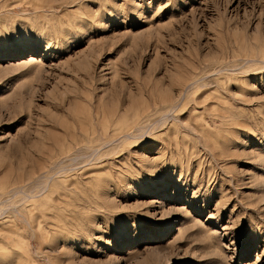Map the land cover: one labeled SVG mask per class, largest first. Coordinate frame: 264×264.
<instances>
[{"label": "rangeland", "instance_id": "obj_1", "mask_svg": "<svg viewBox=\"0 0 264 264\" xmlns=\"http://www.w3.org/2000/svg\"><path fill=\"white\" fill-rule=\"evenodd\" d=\"M0 264H264V0H0Z\"/></svg>", "mask_w": 264, "mask_h": 264}, {"label": "bare ground", "instance_id": "obj_2", "mask_svg": "<svg viewBox=\"0 0 264 264\" xmlns=\"http://www.w3.org/2000/svg\"><path fill=\"white\" fill-rule=\"evenodd\" d=\"M198 101H197V105H199L200 104V101H199V99H197ZM203 106H204V108H206V106H207V104H203ZM204 125H206V124H204ZM198 133V132H197Z\"/></svg>", "mask_w": 264, "mask_h": 264}]
</instances>
